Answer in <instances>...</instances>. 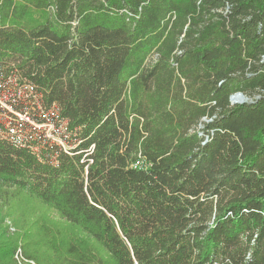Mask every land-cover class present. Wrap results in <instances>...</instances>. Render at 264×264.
<instances>
[{
    "label": "trees",
    "instance_id": "1",
    "mask_svg": "<svg viewBox=\"0 0 264 264\" xmlns=\"http://www.w3.org/2000/svg\"><path fill=\"white\" fill-rule=\"evenodd\" d=\"M0 67L72 141L0 137V187L69 225L2 231L0 264H264V0H0Z\"/></svg>",
    "mask_w": 264,
    "mask_h": 264
},
{
    "label": "built area",
    "instance_id": "2",
    "mask_svg": "<svg viewBox=\"0 0 264 264\" xmlns=\"http://www.w3.org/2000/svg\"><path fill=\"white\" fill-rule=\"evenodd\" d=\"M7 70L0 67V137L15 139L22 144L27 139L24 128L28 123L37 127L40 136L55 141L67 151L72 144L71 134L59 109L52 106L44 110L36 84L29 79H20L15 70L6 74ZM21 107H25L24 110ZM35 111L43 114L44 123H36ZM16 256L19 258L20 252Z\"/></svg>",
    "mask_w": 264,
    "mask_h": 264
},
{
    "label": "rangeland",
    "instance_id": "3",
    "mask_svg": "<svg viewBox=\"0 0 264 264\" xmlns=\"http://www.w3.org/2000/svg\"><path fill=\"white\" fill-rule=\"evenodd\" d=\"M20 214H22V217L20 220H18ZM36 219H41L40 222L43 223L44 229L48 228L52 231L54 227H57V229L59 231H62L63 234L65 230L68 231L67 228L69 227V225L61 219L60 214H58L55 210H52L48 206L43 205L39 200L21 189L15 187H0V233L5 230L7 237H11L20 231L19 228L16 227V225H20L25 222L27 224L28 222H32ZM72 230L73 234L76 236L81 237L82 235H84L81 232V229L76 226H73ZM31 232L33 234V241H37V239H41L44 237L43 229L39 230V228H35L31 230ZM91 246L92 248H94V245L92 243ZM83 247H85V244L83 245ZM37 248H39L38 252L41 253V256L47 257V259H50L52 257L51 251L46 249V247H44L43 245ZM30 250L35 249L31 247ZM18 252H20L21 254L22 250L19 249ZM99 254L103 256L101 260L103 264L113 263L105 252L100 251ZM61 258L67 260L65 264H73L69 260V258H71V255L65 248L61 250ZM89 264H98L97 257Z\"/></svg>",
    "mask_w": 264,
    "mask_h": 264
},
{
    "label": "water",
    "instance_id": "4",
    "mask_svg": "<svg viewBox=\"0 0 264 264\" xmlns=\"http://www.w3.org/2000/svg\"><path fill=\"white\" fill-rule=\"evenodd\" d=\"M231 103H245L251 102V99L242 92H237L230 97Z\"/></svg>",
    "mask_w": 264,
    "mask_h": 264
}]
</instances>
